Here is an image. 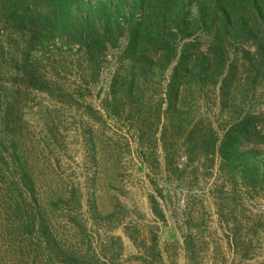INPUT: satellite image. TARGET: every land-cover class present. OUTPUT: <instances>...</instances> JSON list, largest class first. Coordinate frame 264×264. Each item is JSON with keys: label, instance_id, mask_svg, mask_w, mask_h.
I'll return each mask as SVG.
<instances>
[{"label": "trees", "instance_id": "trees-1", "mask_svg": "<svg viewBox=\"0 0 264 264\" xmlns=\"http://www.w3.org/2000/svg\"><path fill=\"white\" fill-rule=\"evenodd\" d=\"M137 1L135 13L80 29H62L67 15L51 9L54 23L35 31L46 35L40 47L82 53L89 72L113 63L101 107L113 130L126 129L125 144L138 135V156L148 166V227L126 216L123 157L107 171L101 161L108 152L92 129L82 141L84 170L76 172L72 161L64 108L90 97L98 74L53 82L35 59L34 76L25 67L0 93V264H173L180 253L181 264H264V31L247 26V15H234L226 0H215V9L197 0L196 14L190 0ZM33 9L25 3L15 16ZM124 30L121 57L113 59ZM54 32L58 37H48ZM32 92L57 116L35 127L39 160L24 142ZM113 130L99 138L119 153ZM178 160L181 170L171 172ZM166 175L177 183L179 215ZM102 186L111 193L105 212L97 201ZM170 219L174 229L164 239ZM119 224L133 255L122 253Z\"/></svg>", "mask_w": 264, "mask_h": 264}, {"label": "rangeland", "instance_id": "rangeland-1", "mask_svg": "<svg viewBox=\"0 0 264 264\" xmlns=\"http://www.w3.org/2000/svg\"><path fill=\"white\" fill-rule=\"evenodd\" d=\"M183 1L187 3V0ZM195 1L197 0H192V2L190 0L191 6L189 8L193 14H196L201 7H197ZM198 1L200 2V5H204L208 9L214 8L213 2L215 0ZM206 2H212L213 4L208 6ZM25 3H27L29 7L33 6L34 9L25 14L15 16V12L20 11ZM140 5V2L137 0H0V93H3L6 87H9V83L16 79H21L20 77L22 76H19V71L22 73L24 71L23 68L26 67L27 69L25 71L34 76V70L36 67L31 63L35 59L37 63H40L39 72L45 75L47 79L51 78V81L53 82V77L55 76L63 79V82L73 83L74 78L81 74H98L96 78L94 76V84L88 88L91 92L90 97L85 98L78 104V107H71V109L68 110L67 107L64 108L63 113H65V121L67 123V145L69 151H71L72 161L77 167L76 172L81 173V170H84V163L86 162V154L84 153L85 150L83 149L82 141L87 137L88 129H92V134L100 142L99 147L108 152L107 155L109 157L105 156L104 160L101 161L103 167H105L107 171L111 172L115 166L117 167L115 163L118 155L123 157L121 163L125 170L124 176H129V179L127 180L129 184H125L124 188H122V191L127 196V199L122 200L126 208V216L131 217L133 220L141 221L143 225L148 227V220L151 219L148 209V179L146 178V176H148V166L144 164L138 156L139 146L137 140L134 139L138 135L135 134L134 136V133H129L128 137L133 135L134 138L132 140L130 138L128 145L125 144L126 142L122 140L127 138L126 129H120L119 131L113 130L111 127L116 124H114L109 118H106L101 107L104 93L108 89L109 80L113 73V63L109 65H101L100 68H98V72L97 70L95 72H89L86 70V65L82 62V53H76L74 49H62L64 53H61V49L52 46V43L40 47L39 43L41 42L42 37L46 35L43 34L42 37H39L37 36L40 35L39 32L35 31L36 27L51 26L54 23L49 18L51 9H55V11L67 15L66 22L64 23L63 21V23H61L62 29L70 27L71 29H80L82 26H95L94 22L98 21L99 17L105 22L107 20L106 16H123V14L130 11L135 13ZM143 5L148 6V3L144 2ZM226 6L234 15L238 16L241 15V13H245L248 17L246 22L247 26L257 27L264 31V0H226ZM38 9H41L39 15L36 14ZM258 13L263 16L262 19L258 18ZM253 16L255 20H252L251 17ZM79 18H85L88 23L81 22ZM234 24H236V22H234ZM23 29H30L31 31H35V33L33 35V33H28ZM123 34L124 36L117 44V50L110 52V54L113 55V59L121 57V50L125 46V30ZM48 37L58 36L57 33L54 32L49 34ZM28 47H32V49H36L38 52H29ZM40 49L42 50L41 52ZM239 55L246 56L244 53H240ZM249 56L251 57V55H248L247 57ZM259 59L260 58L257 60ZM27 63L29 64L27 65ZM254 67L255 69L258 68V66ZM167 75H169V73H167ZM25 80L32 81V79ZM23 93L24 89L22 90V94ZM42 97L47 100L45 96ZM27 99L28 102L23 111L24 123H26L24 142L27 146L33 149V155L39 160V158H41V150L37 145L38 137L36 136L37 130L35 127L38 122H45L48 119H50L49 121H52L57 116L51 112L53 109L48 104L40 100L39 95L36 93H30ZM23 101L24 100L22 99L21 105L23 104ZM86 106H89L92 110L88 112L85 109ZM75 109L78 112H76ZM94 111L100 113L95 115V118L89 117V115H93ZM92 117H94V115ZM120 125H122V123ZM114 127L117 128V126ZM108 130H113L115 133L113 135L110 134L111 132H107L105 135L109 137L112 135L115 136L113 137V140L117 141L120 146L119 153H116L112 147L109 148L108 144L103 141V139L99 138V133L104 134ZM39 154L40 156L38 157ZM175 162L171 168V172L181 170L179 167V160ZM37 163V170L42 171L41 169L43 168L41 167V163ZM166 178L169 179L166 188L169 193L173 194L172 196L175 197L174 212L176 215H179L182 205L181 199L178 195L179 190L177 188V183L175 180H172L174 179L172 175H166ZM102 189L103 192L98 194L97 201L99 209L105 212L109 209L108 199L111 197V193L107 192L105 187ZM123 227L122 224H119L118 226L116 225L115 234L121 238L123 255H133L135 249L132 245V241L128 238L130 234L129 232H124ZM173 229L174 225L170 219L168 221V226L166 228H161L162 237L167 239L172 235L171 231ZM143 233L148 237V230L143 231ZM172 263H182L181 253L172 261Z\"/></svg>", "mask_w": 264, "mask_h": 264}]
</instances>
